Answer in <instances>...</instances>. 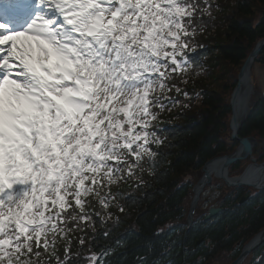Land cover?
I'll return each instance as SVG.
<instances>
[{
  "label": "snow or ice",
  "instance_id": "obj_1",
  "mask_svg": "<svg viewBox=\"0 0 264 264\" xmlns=\"http://www.w3.org/2000/svg\"><path fill=\"white\" fill-rule=\"evenodd\" d=\"M198 12L195 0H0V264H73L68 233L123 211L111 187L155 172V109L188 107L178 84L206 73Z\"/></svg>",
  "mask_w": 264,
  "mask_h": 264
},
{
  "label": "trees",
  "instance_id": "obj_2",
  "mask_svg": "<svg viewBox=\"0 0 264 264\" xmlns=\"http://www.w3.org/2000/svg\"><path fill=\"white\" fill-rule=\"evenodd\" d=\"M195 2L209 8L207 13L198 12L199 19L194 20L195 24L203 25V31L197 28V48L193 55L206 73H190L186 84H178L189 93L187 98L177 97L188 107L162 101L167 107L163 111L159 107L155 109L159 113L157 135L162 140L159 146H152L157 153L155 172L150 173L146 166L142 174L144 183L136 186L134 181L122 180L111 187L113 192H119L112 203L122 206L123 211L110 206L111 217L105 213L103 221H98L94 228L87 226L83 231L68 233L72 252H79V256L73 255V264H90L86 257L93 252L107 264H193L197 255H206L205 248L198 252L192 250L199 236L211 238L213 252H221L223 246L238 240L231 212L224 216L219 231L199 229L191 234L186 228L185 216L190 189L201 176L203 164L234 148L235 142L229 138V96L239 68L254 44L264 37V0ZM256 62L264 63V48ZM168 95H176L175 90ZM249 130L264 134V92L250 106L238 134H249ZM80 236L84 237L83 247L79 244ZM63 244L58 239L61 258ZM239 249L231 254L223 250L225 253L218 254L216 262L209 257L205 264H227ZM107 250L110 253L103 255Z\"/></svg>",
  "mask_w": 264,
  "mask_h": 264
},
{
  "label": "flooded vegetation",
  "instance_id": "obj_3",
  "mask_svg": "<svg viewBox=\"0 0 264 264\" xmlns=\"http://www.w3.org/2000/svg\"><path fill=\"white\" fill-rule=\"evenodd\" d=\"M246 130L247 128H245ZM237 137L238 139L246 138L252 141L251 152L249 155L231 162L227 167L226 175L228 178H251V180L256 182L250 185L243 183L228 185L223 178L212 173L210 182L204 185L198 195L193 208L192 221L188 229L189 232L191 231L190 234L199 229H211V231L217 229L219 231L218 228H220L224 216L229 215L228 213L231 212V215L235 217L236 230L239 236L235 243L230 246H223L222 249L231 254L240 247L238 256L248 243L252 242L259 233L264 231V134L258 135L249 130V134L241 136L237 133ZM234 142L233 150L220 156L238 151L241 147L240 142L237 139H234ZM193 186L190 189L189 204L193 195ZM213 246L214 243L207 235H201L195 239L192 250L198 252L200 248H205L203 252L206 255H197L195 260H193V264H205V260L209 257H211V261L218 260L216 256L225 253L223 250L221 252L217 250L213 252ZM241 264H264V239L251 248L241 261Z\"/></svg>",
  "mask_w": 264,
  "mask_h": 264
},
{
  "label": "water",
  "instance_id": "obj_4",
  "mask_svg": "<svg viewBox=\"0 0 264 264\" xmlns=\"http://www.w3.org/2000/svg\"><path fill=\"white\" fill-rule=\"evenodd\" d=\"M264 48V37L260 39L257 43L254 44L246 59L242 63H245L246 60H250V64L248 67V71L245 75H241L239 70L236 76L235 85L229 96V107H230V119H229V129H230V139H237L240 142V148L238 151H234L230 154L224 156H217L212 159L207 160L203 166L201 167L202 174L199 179L196 181L192 188V198L189 204V209L186 217V228L190 226L192 221V213L193 208L198 199V195L204 185L210 182L211 174L213 173L215 176L221 177L225 180L228 185H239V184H248L250 185L253 182L251 178H228L227 177V167L234 160L249 155L251 152V142L246 138L238 139L237 133L242 124V122L247 118L248 112L250 110L251 105V96H256L259 94L258 90L255 89L252 78H251V69L252 65L255 62L257 55ZM241 65V66H242ZM240 69V68H239ZM213 212V210H212ZM264 239V231L258 234V236L252 240V242L248 243L247 246L243 248L241 253L237 256L235 260L230 262L229 264H240L246 254L251 250L252 247L257 245ZM185 264V263H183Z\"/></svg>",
  "mask_w": 264,
  "mask_h": 264
},
{
  "label": "rangeland",
  "instance_id": "obj_5",
  "mask_svg": "<svg viewBox=\"0 0 264 264\" xmlns=\"http://www.w3.org/2000/svg\"><path fill=\"white\" fill-rule=\"evenodd\" d=\"M251 77L253 78L254 82L253 85L255 87V89L258 90L259 94H257L256 96H251V102L253 103L256 99H258L262 93L264 92V63H259L256 62L252 65V69H251ZM251 103V105H252ZM250 105V106H251ZM230 119V118H229ZM244 122V121H243ZM242 122V123H243ZM229 125V124H228ZM199 179V178H198ZM187 213L188 210L186 212V216H185V223H186V217H187ZM220 260V259H219ZM217 260H215L216 262ZM230 263V262H229ZM227 263V264H229ZM241 264V263H240Z\"/></svg>",
  "mask_w": 264,
  "mask_h": 264
},
{
  "label": "bare ground",
  "instance_id": "obj_6",
  "mask_svg": "<svg viewBox=\"0 0 264 264\" xmlns=\"http://www.w3.org/2000/svg\"><path fill=\"white\" fill-rule=\"evenodd\" d=\"M244 179V178H243Z\"/></svg>",
  "mask_w": 264,
  "mask_h": 264
}]
</instances>
